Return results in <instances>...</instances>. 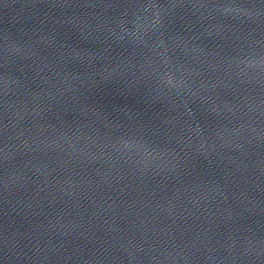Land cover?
Returning <instances> with one entry per match:
<instances>
[{"label": "water", "instance_id": "water-1", "mask_svg": "<svg viewBox=\"0 0 264 264\" xmlns=\"http://www.w3.org/2000/svg\"><path fill=\"white\" fill-rule=\"evenodd\" d=\"M0 264H264V0H0Z\"/></svg>", "mask_w": 264, "mask_h": 264}]
</instances>
